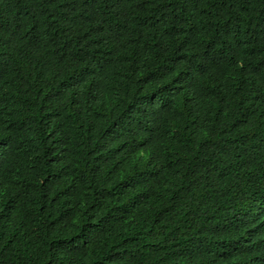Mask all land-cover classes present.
Here are the masks:
<instances>
[{
  "label": "trees",
  "instance_id": "obj_1",
  "mask_svg": "<svg viewBox=\"0 0 264 264\" xmlns=\"http://www.w3.org/2000/svg\"><path fill=\"white\" fill-rule=\"evenodd\" d=\"M0 264H264V0H0Z\"/></svg>",
  "mask_w": 264,
  "mask_h": 264
}]
</instances>
